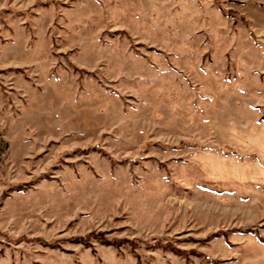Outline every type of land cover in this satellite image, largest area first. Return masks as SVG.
Returning a JSON list of instances; mask_svg holds the SVG:
<instances>
[{
    "label": "rangeland",
    "instance_id": "1",
    "mask_svg": "<svg viewBox=\"0 0 264 264\" xmlns=\"http://www.w3.org/2000/svg\"><path fill=\"white\" fill-rule=\"evenodd\" d=\"M0 264H264V0H0Z\"/></svg>",
    "mask_w": 264,
    "mask_h": 264
}]
</instances>
